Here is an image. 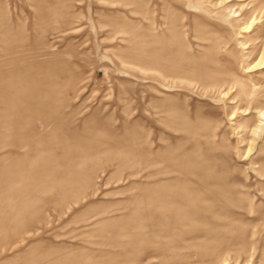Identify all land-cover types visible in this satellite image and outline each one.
<instances>
[{
	"label": "rangeland",
	"instance_id": "374dc122",
	"mask_svg": "<svg viewBox=\"0 0 264 264\" xmlns=\"http://www.w3.org/2000/svg\"><path fill=\"white\" fill-rule=\"evenodd\" d=\"M190 1L0 0V264H264V0Z\"/></svg>",
	"mask_w": 264,
	"mask_h": 264
},
{
	"label": "bare ground",
	"instance_id": "6f19581e",
	"mask_svg": "<svg viewBox=\"0 0 264 264\" xmlns=\"http://www.w3.org/2000/svg\"><path fill=\"white\" fill-rule=\"evenodd\" d=\"M234 1H245V0H208L207 3H204L203 5H202V3L205 2V0L200 4H199V2L191 0L190 3L188 4V9L193 10L195 12L208 11L211 18L212 17L215 19L221 18L222 20H224L229 25L230 28H234L233 30L230 29L232 37H234V35H235L234 32H235L236 26H233V22L234 21L239 22L240 20L238 18L241 16V14H239L238 10H236L237 5L231 4ZM243 25H244V27L239 28L240 30H246V32L250 31V28H251L250 23L249 24H243ZM187 26H188V24H184L183 26L181 25V28L182 27L184 28V30H183L185 33L184 35L187 34V31H186ZM180 32H182V31H180ZM197 46L202 47V44L198 43ZM263 67H264V55L255 59L251 64H248L247 69L248 70L251 69L253 71L255 69H261ZM168 71H170V73L165 74V72L163 70H160L158 68H152V69L146 70V73L151 72L154 74L155 77H159V78L161 77L163 80H178V79H180V80L182 79V81L185 80L184 77H182L183 74H179V72H172L171 70H168ZM238 84H239V86L241 84V85H246L249 87L251 92H250V94H248V96H252L254 94V92H256L260 88V87H258L257 83L253 82L251 79L243 77L241 80L238 81V83L235 82V84H232L231 86H229L226 89L227 94L229 93L230 90H233L235 87H237ZM248 110H249V108L247 110H245V112H247ZM254 111L259 114V120H258L259 124L256 127L258 128V130H262L263 125H264V108L255 107Z\"/></svg>",
	"mask_w": 264,
	"mask_h": 264
}]
</instances>
